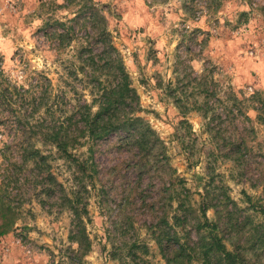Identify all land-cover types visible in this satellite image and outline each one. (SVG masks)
Returning <instances> with one entry per match:
<instances>
[{
    "label": "rangeland",
    "instance_id": "374dc122",
    "mask_svg": "<svg viewBox=\"0 0 264 264\" xmlns=\"http://www.w3.org/2000/svg\"><path fill=\"white\" fill-rule=\"evenodd\" d=\"M93 1L104 10L112 41L139 96V116L164 150L150 158L157 161L155 170L140 168L134 152L121 148L116 135L92 145L91 154L88 145L77 151L80 159H93L96 169L93 187L81 193L88 211L82 217L92 243L83 263L120 264L110 255L124 254L125 246L135 240L148 246L147 259L162 263L147 226L165 210V183L191 192L195 216L199 194L209 181L214 187H227L241 208L247 207L243 191L253 201L264 197V115L258 118L255 110L258 100H264V0ZM61 4L62 0H0V71L18 85L25 76L31 82L46 76L53 93L68 89L70 97L65 66L75 60L77 44L55 52L41 30L48 19L72 17L74 8H58ZM203 71L213 82L207 86L212 95L207 97V118L194 110L183 115L174 97L179 95L189 109L195 102L200 105L204 99L193 80ZM175 88L177 92H171ZM32 91L20 108L0 105V173L8 163H16L9 172L16 173L11 206L19 219L17 229L0 238V264H67L66 249L75 248L68 240L72 215L60 195L77 189V174L74 166L56 159L55 150L35 141L36 128L49 120L41 122L43 110H37L38 94ZM20 111L29 118L16 120ZM207 123L217 127L218 142L243 140L239 164L222 157L224 148H215ZM21 142L51 153L49 170L61 188L54 185L51 192L47 182L37 184L38 171L21 165ZM245 215L253 223L261 221L249 210L238 214L239 220ZM207 217L213 219V212ZM186 230L180 236L195 237L191 226Z\"/></svg>",
    "mask_w": 264,
    "mask_h": 264
},
{
    "label": "trees",
    "instance_id": "16d2710c",
    "mask_svg": "<svg viewBox=\"0 0 264 264\" xmlns=\"http://www.w3.org/2000/svg\"><path fill=\"white\" fill-rule=\"evenodd\" d=\"M62 1L58 8L73 7L72 17L66 21L48 19L41 30L55 52L61 53L72 43L77 44L75 60L65 66L67 80L72 84V95L68 97V89L53 93L51 81L46 76L39 75L34 82L25 76L23 84L18 85L16 80L0 71V105L9 109L14 106L20 108L28 99L26 94L32 90L37 92V110H43L41 122L49 120V123L36 128L38 139L35 141L55 150L56 159L69 163L76 170L74 179L77 189L70 194L63 191L60 200L72 215L68 240L75 248L66 249L70 252L65 256L67 264H84L83 259L91 252L92 243L82 217V214L88 216V211L81 193L88 192V185L93 187L96 169L93 159H80L77 151L88 145L91 154L92 145L116 135L121 148L134 152L140 168L155 170L157 161L153 163L150 158L157 156V151L159 153L164 147L155 131L139 116L142 111L140 99L132 87L122 56L112 41L104 10L93 0ZM219 5L213 10L216 11ZM81 31L85 37L78 36ZM209 77L204 73L193 80L204 99L200 105L195 102L189 109L183 105L179 95L174 97L181 114L194 110L201 112L203 119L207 118V97L212 96L207 86L213 83ZM74 81L80 84L79 89ZM26 82L29 85L24 86ZM65 84L69 86V82L65 81ZM177 90L175 88L171 92ZM258 103L260 107L255 110L261 118L264 115V100L259 99ZM15 118L21 121L29 117L25 111H20ZM206 128L209 134H213L211 139L215 140V148H224L222 157L239 164L243 140L220 138L218 142L217 127L207 123ZM20 148L21 165L30 164L38 171L39 176H35L37 184L47 182V190L51 192L54 185L61 188L49 170L51 153L44 154L31 143L26 145L21 142ZM14 166H17L16 163L10 162L0 173V238L16 230L19 220L16 209L11 206L16 173L9 172V169ZM173 186L168 182L164 184L162 196L165 210L155 224L147 226L162 263L147 259L150 254L148 246L137 240L125 246L124 254L112 253L113 260L120 264H264V197L253 201L243 191V202L247 207L241 208L232 201L227 187H214L209 181L199 194L195 216L191 192L185 187L178 189ZM248 210L256 213L261 221L253 223L247 215L239 220L238 214ZM208 211L213 212L211 220L207 217ZM188 226L194 230L195 237L190 233L180 236V231H187Z\"/></svg>",
    "mask_w": 264,
    "mask_h": 264
}]
</instances>
